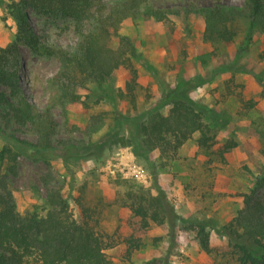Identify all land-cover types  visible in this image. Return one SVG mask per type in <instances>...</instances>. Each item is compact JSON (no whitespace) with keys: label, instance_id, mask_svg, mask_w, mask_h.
<instances>
[{"label":"rangeland","instance_id":"rangeland-1","mask_svg":"<svg viewBox=\"0 0 264 264\" xmlns=\"http://www.w3.org/2000/svg\"><path fill=\"white\" fill-rule=\"evenodd\" d=\"M104 1L110 4L117 0ZM213 2L203 0L200 4L207 7ZM221 2L242 7L245 0ZM182 6L183 0H150L136 18L123 24L121 34L131 36L138 51L134 64L139 86L135 104L118 97L117 109L126 117L143 121L155 109L167 114L166 94H177L181 82L193 80L196 85L186 88L187 94L204 109L205 119L217 125L213 148H200L196 134L176 152L156 149L145 155L134 144L135 140L141 144V138L135 134L133 122L123 126L120 137L107 143L99 157L71 159L67 165L60 160L45 163L19 157L18 174L10 176L21 214L46 215V180L61 192L73 214L87 208L99 230L112 238V246L105 252L114 264L151 260L155 264H235L227 256V239L216 230L238 215L248 195L254 193L264 201V187L259 186L264 178V23L236 21L237 35L231 43H212L204 39V18L185 15ZM16 13L14 8L0 6V50L17 40L20 23ZM28 14L43 43L67 50L78 44L69 21L40 18L33 11ZM118 43L119 38H114L112 46ZM44 52L42 47L31 51L22 46L12 65L25 98L38 114L49 111L53 116L58 125L56 145L62 146L67 140L95 143L115 123L113 106L102 101L85 108L80 103L61 101L51 86L60 62ZM127 77L128 71L120 70L115 87L124 91ZM78 92L87 93L85 89ZM96 120H100L101 128L97 132L93 125ZM7 131L24 140H37L31 124L12 123ZM230 140L237 146L224 161L216 151ZM4 145L0 133V150ZM159 192H164L180 218L208 224L211 253L201 249L196 230L182 221H178L175 235L170 234L167 224L150 222L147 229L140 228V218L134 216L130 205ZM133 236L141 237L142 247L128 256L127 240Z\"/></svg>","mask_w":264,"mask_h":264},{"label":"trees","instance_id":"trees-1","mask_svg":"<svg viewBox=\"0 0 264 264\" xmlns=\"http://www.w3.org/2000/svg\"><path fill=\"white\" fill-rule=\"evenodd\" d=\"M148 1L117 0L106 4L104 0H0V6L17 11L20 23L15 44L0 50V133L5 141L0 150V264H114L105 252L112 246L111 236L99 230L87 208L82 207L73 214L68 201L52 187L51 180L44 183L48 191L46 215L18 211L10 176L18 174L19 157L45 163L60 160L66 165L71 159L99 157L107 143L116 142L120 137L123 126L133 122H136L135 134L141 138V144H137V140L134 144L145 155L156 149L176 152L196 134L200 148L211 149L216 145L217 125L205 119L204 109L186 92V88L196 85L193 80L181 82L182 88L178 85L177 94H166L167 114L155 109L156 112L143 121L126 117L117 109L118 97L135 104L139 86V72L134 64L138 51L132 37L121 34V28L138 16ZM200 1L203 0H183L181 11L187 16L204 18V39L208 42L231 43L237 35L236 21L264 23V0H245L242 7L225 5L221 0H213V4L203 7ZM30 11L40 18L69 21L78 44L67 50L43 43L30 24ZM114 38H119L117 47L112 46ZM22 46L31 51L42 47L45 55L60 62V70L51 86L57 90L61 101L80 103L85 108L102 101L113 106L115 123L108 133L95 143L67 140L62 146L56 145L58 125L53 116L49 111L37 113L21 90L17 70L12 68ZM122 69L128 71L124 91L115 87V76ZM79 89L87 93L80 94ZM99 122L96 120L93 124L95 132L101 129ZM12 123L31 124L36 130V142L8 133ZM236 146L234 140L227 141L216 153L225 161L226 154ZM4 166L5 173L1 171ZM259 186L264 187V178ZM166 198L164 192H159L155 197L142 196L130 205L134 216L140 218V228L147 229L150 222L167 224L170 234L175 235L178 221H182L196 230L201 249L211 253L208 224L180 218ZM76 202L83 206L81 200ZM216 232L227 239V256L235 264H264V201L256 194L248 195L238 215ZM127 243L128 256L142 247L141 237L133 236ZM145 264H155V260Z\"/></svg>","mask_w":264,"mask_h":264},{"label":"bare ground","instance_id":"bare-ground-1","mask_svg":"<svg viewBox=\"0 0 264 264\" xmlns=\"http://www.w3.org/2000/svg\"><path fill=\"white\" fill-rule=\"evenodd\" d=\"M127 18V17H126Z\"/></svg>","mask_w":264,"mask_h":264}]
</instances>
